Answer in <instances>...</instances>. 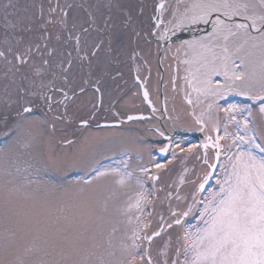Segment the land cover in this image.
<instances>
[{"label": "rangeland", "instance_id": "374dc122", "mask_svg": "<svg viewBox=\"0 0 264 264\" xmlns=\"http://www.w3.org/2000/svg\"><path fill=\"white\" fill-rule=\"evenodd\" d=\"M71 1L79 6L77 9L83 11L79 13V23L74 22V14L77 15L74 8L70 9L67 16L59 11L60 7L55 13H48L54 7V1L49 3L48 0H37V5H43V10L36 8L41 12L22 8L24 11L14 13L16 16L8 13L10 9L6 2L2 3V7L0 4V37L9 30L15 36L19 35L22 47L20 52L31 48L35 59L32 66L28 65L29 61L23 65L16 61L10 62V54H13L9 51L11 41L5 43L7 38L2 39L0 51H4L6 55L0 57V65H4L0 69V137L8 136L9 140L0 146V186L11 182L20 189L15 206L39 212L37 218L20 222L17 217L3 210V192L0 191V264L24 255V248H31L34 238L38 247L25 256L31 264H39L41 260L47 264H74L81 260H86L87 264H118L121 245L131 243L129 237L133 230H138L141 236L158 231L168 210H177L178 214L188 211L189 207H193L194 196L199 192L198 187H181L175 192V187L163 186L178 165L186 167L187 172L176 175L175 185L179 184L180 178L185 174L187 177L189 173L193 174L194 169L199 170L200 162L188 152L193 149L194 141L190 144L188 139L175 140L181 143L180 146L188 147L186 156L175 153L180 147L178 146L172 151V159L163 163L158 154L161 149L160 136L147 128V124L151 127L153 122L133 120L137 126L129 134L117 129L112 130L111 136L105 132L108 137H104L103 131L107 130L94 131L93 126H89L81 135H76L82 126L77 120L78 115L75 120L71 119L70 107L66 109L62 123L53 120L58 114L56 115L53 107L49 110L47 103L40 97L45 93L48 95V80H52V85L49 86L62 84L66 61L58 58L60 51L57 49L53 55L58 59L51 56V61L48 62L53 67H47L44 59L50 57L46 54L52 43L53 46L62 43L60 32L66 25L73 35L76 34V29H88L81 37L82 44L86 41L91 42L92 46L97 43L101 45L96 61L74 58L71 66L74 73L78 64L90 72L89 76L94 72L101 76L106 74L105 80L108 75L112 79V74L116 71L131 70L128 81L131 80L133 87H128V95L117 102L118 116L129 112V115L148 113L135 77H139L146 86L145 79L150 75L147 87L151 88L146 87L150 93L148 99L156 102L154 104L157 106L159 89H162L166 101L173 95L166 108L173 107L171 112L186 122L192 119L187 113L190 110L187 101L195 98L203 113L201 117L214 122L219 120L224 153L213 184L209 185L210 188L195 209H191L189 215L181 220V225H176L174 220L181 219L182 216L166 220L165 225L172 223L173 226L154 238L150 244L149 252L154 264H165V261L167 264H185V255L190 256L191 253L186 252L184 237L187 235L189 240H194L198 230L205 227L202 220L206 216L201 214L209 202L210 194L219 191L218 181L222 182L226 174L231 172L232 160L229 157H234V154L241 151H252L257 158H264V153L256 147L264 146V113L260 112L264 101L250 98L261 91L264 83L261 79L264 75V50L258 47L261 53L259 55V52H255L256 47L244 43L242 34L231 36L227 30L214 33L211 22L191 23V17L200 14L196 5L209 0H66L65 3L70 5ZM162 2L163 7L157 14L158 3ZM213 2L220 3L223 0ZM229 2L248 5L247 9H239L241 15L235 16L241 18V21L224 19L225 23L232 26L233 31H236V24L250 22L244 16L258 17L264 14L261 0ZM218 14L222 15L214 13L211 20L214 21ZM15 20L20 23L18 30ZM190 30L197 32V35L177 40L166 48L162 56L164 71L160 72L156 64L160 49L157 40H161V35L166 39ZM249 31L253 36L260 35L251 29ZM240 35L243 37L239 38ZM70 42V46L74 48V40ZM143 43L146 46L144 51L141 50ZM225 47L228 48L227 54L224 52ZM237 48H240L239 52ZM143 52L142 56L146 60L134 59L135 55ZM225 55L230 57V66L232 61L240 65L235 70L244 72L245 79L232 85L231 81H225L223 75H212L214 88L219 81L220 85L228 83L233 90L224 91L221 88L222 96L203 95L195 91L194 89L203 87L206 73L212 67L222 70ZM125 56L130 58L126 59ZM241 59L244 64H241ZM123 74L125 72L116 77L114 82H110L115 90L114 95L123 88ZM35 92L37 96L33 95ZM76 92L73 89V93ZM245 92L248 95L242 94ZM55 96L56 94L53 95V100ZM24 107H31L38 114H25ZM93 110L90 107L81 119H89ZM150 115L149 113L145 117ZM168 115L170 116L169 113ZM96 121L97 119L92 123ZM50 122L53 123L52 128ZM13 125L17 127L15 134L11 133ZM239 137H244L250 143L241 141ZM156 164L162 167L157 168ZM96 169H117L121 173H131V178L126 186L121 187L114 183L116 177L112 175L94 180ZM183 169L181 167L182 171ZM198 172L205 176L207 167L202 166ZM155 176L156 179L153 180ZM140 190L149 194L148 203L141 204L143 211L136 208L129 210L128 204L134 203ZM26 196H34L35 199H25ZM10 232H14L15 237L9 248L4 243V237ZM65 237L70 240L80 239L83 243L78 249L67 251ZM145 241L140 239L136 242L141 251L146 248Z\"/></svg>", "mask_w": 264, "mask_h": 264}, {"label": "snow or ice", "instance_id": "6c2138e0", "mask_svg": "<svg viewBox=\"0 0 264 264\" xmlns=\"http://www.w3.org/2000/svg\"><path fill=\"white\" fill-rule=\"evenodd\" d=\"M261 4L264 5V0H261ZM161 8L163 5L160 6ZM200 9V14L191 17V23L202 22L204 24L212 23V28L214 33L223 32L227 30L228 35L235 36L238 34H243L244 43L253 41V47L257 46L264 50V14L260 16H244L245 20L250 21L249 23H239L235 25L236 31L232 30L230 24L225 23L224 19H221L220 15L215 17L212 21L211 17L214 13H222V15L231 20L233 17L241 15L239 9L243 7L247 9L248 5H236L229 2V0H223V2L217 3L213 0L204 4L196 5ZM67 16V13H64ZM51 22V21H50ZM62 23H66L62 21ZM255 31L260 33L259 37L253 36L249 31ZM82 33H87V28L81 29ZM59 39V37H57ZM68 39L74 40L75 50L79 58L83 60H89L90 57L97 55L100 49V44H94L90 50H85L84 45L86 41L82 44L81 34L73 35L71 32L68 35ZM160 39H165L164 35L160 36ZM227 39V37H225ZM243 45H241L242 47ZM39 47V46H37ZM11 51V49H9ZM240 48H237V52ZM224 52L228 53V48H224ZM81 53H83L81 55ZM31 54V48L26 49L23 52L16 51L13 53L16 60L20 62L21 65L28 63V58ZM6 53L0 51V57H4ZM51 55V52L49 53ZM230 57L225 55L223 68L217 69L212 67L208 73H206V78L204 79L203 87L196 88L195 91L203 95L212 96H222L224 91H232L233 88L228 83L220 85L217 81V87H213V81L211 79L212 75H223L225 81H231L232 85L236 81H242L245 79L244 72H237L235 69L240 67L236 65L235 61H232L231 66L228 63ZM187 63V61H185ZM45 64L48 61H44ZM241 64H244V60L241 59ZM72 66V62L69 60L67 63V68L64 69L67 72ZM139 79V77H137ZM262 81H264V75H262ZM67 83V76L64 77ZM87 83V81H85ZM99 83V81H97ZM63 94V100L59 103H64V101L70 99L67 92L60 89ZM83 92L85 89L80 88ZM99 92V87L96 88ZM243 95H248L247 92L242 93ZM36 95V93H33ZM143 97L148 100V91L145 89L143 92ZM41 99H43L49 110L52 108V97L42 94ZM254 100L264 101V83H262L261 91L250 97ZM149 103H151L149 101ZM188 103H192L191 99ZM211 107V106H210ZM31 107H24L23 112L31 113ZM155 111V109H153ZM227 111V109H225ZM260 112L264 113V104L260 107ZM143 117H133L129 116V120L142 119ZM87 123V121H84ZM162 136L163 133H160ZM223 139L221 136H217L215 140L212 137H207L210 142L203 145L204 149H208L211 146L213 149L220 148V141ZM241 141L245 143H250V141H245L244 137H239ZM261 153H264V146L256 145ZM167 147L162 148L161 152H167ZM217 158H219L220 153H216ZM232 160L231 172L226 174L222 182L218 181L219 191L213 192L208 198L209 202L205 206L204 213L202 216H206L202 220L205 225L203 229L198 230L196 238L194 240H189V237L185 235V249L186 252H190L191 255H185V264H264V158H257L252 151H241L238 154H234V157H229ZM204 163L208 164L206 158ZM157 168L162 167L160 164H156ZM210 168L215 167V165H209ZM94 180H100L102 178L112 175L116 177L114 183L121 187L126 186L131 178V173H121L117 169H105L103 171L96 169ZM146 171V170H143ZM209 175L205 174L203 181L199 184L198 191H203L205 184L208 182ZM180 183H184L183 176L180 178ZM142 189V185H141ZM0 191L3 192L4 208L6 213H11L13 216L17 217L20 222L26 220L37 218L39 212L34 209H27L23 206H15L17 198L20 194V189L12 184L11 182L5 183L0 186ZM148 195L142 190L138 191L136 194V199L134 203L128 204V209L136 208L143 211L141 204L148 203ZM180 199L179 196L176 197ZM25 199H35L34 196ZM86 207V204L84 205ZM191 212V207L188 211L177 214L172 212L173 217L188 216ZM37 219V223H38ZM131 222V221H129ZM176 225H181L182 221L180 218L174 220ZM173 225L168 224L167 227L171 228ZM147 228L148 225H143ZM163 228L159 231L153 232L151 235L145 234L140 235L138 230H133L132 235L129 237L131 243H123L120 249V259L118 264H154L150 252L148 250L141 251L140 245L136 242L140 239H144L151 243L153 237L159 236ZM15 233L10 232L4 237V243L6 247H11L14 243ZM67 241V251H74L78 249L83 241L80 239L70 240L65 237ZM38 247L37 241L34 238L31 248H24V255H18L14 260L7 261L5 264H31L30 261L25 259V256L33 253ZM39 264H47L46 261L41 260ZM74 264H87L86 260H81L79 262H74ZM167 264V261H165ZM176 264V262H173Z\"/></svg>", "mask_w": 264, "mask_h": 264}, {"label": "flooded vegetation", "instance_id": "af4514ba", "mask_svg": "<svg viewBox=\"0 0 264 264\" xmlns=\"http://www.w3.org/2000/svg\"><path fill=\"white\" fill-rule=\"evenodd\" d=\"M52 1H54V7L49 9L47 12L48 13H55L57 11V8L60 7V12L64 15V13H69L71 8L75 9V17L74 22H81V17L79 16V13L83 11L77 9L79 6L77 4H71L69 5L68 3L66 4L65 1L66 0H48L49 3H51ZM76 1V0H73ZM80 1V0H79ZM76 1V2H79ZM6 2L7 6L9 7V11L8 13H18L20 11H24L22 8H24L27 11H32L35 12L37 9V7L39 9L42 8L43 5H37V0H0V4L2 7V3ZM37 10L38 12H41L43 10ZM47 10V9H44ZM15 15V14H14ZM16 16V15H15ZM17 19V18H16ZM11 24H13V22H10ZM14 23H16V27L17 30L20 29L19 26V21L15 20ZM49 22H45V24H48ZM43 24V23H42ZM1 26V25H0ZM12 26V25H11ZM65 26V25H64ZM15 28V27H14ZM41 28V27H40ZM42 28H44V26H42ZM66 29V30H65ZM79 29V28H78ZM75 30V29H74ZM73 30V31H74ZM76 34H81V37L83 36V33L81 32V29L79 30H75ZM61 40L62 43L59 44H55L53 46V43L49 46V52L46 54V56H50L49 58H45L44 61H51V56H53V59H58L61 57L62 61H66V64L64 66V69L67 68V63L70 60L71 62L74 60V58L76 60L79 59V56L77 55V52L75 50V45L74 48H72L70 39H68V35H69V31H68V26L66 25V28H64V30H61ZM2 35V34H1ZM6 36V37H3ZM3 36L0 37V43L2 42V39L5 40V43L8 41H11L10 43L11 45V51L10 53H15L16 51H20V49H22V47L20 46V36L17 35L15 36L11 30H9V32H5L3 33ZM159 45H160V41L157 40ZM162 41V39H161ZM91 42H86V45H84L85 50H90L91 49ZM145 44L143 43V47H142V51L145 50ZM10 49V48H9ZM57 49L58 51H60L59 53V57L57 58L56 56L53 55L54 50ZM115 50V49H114ZM51 52V55H49V53ZM9 53V54H10ZM83 53H81L82 55ZM98 52L97 55L94 57H90L89 59H93L96 61L95 58H97L98 56ZM144 54L141 53V55H135L134 59L136 60H140V58L146 60V58H144L142 55ZM126 59H129V56H125ZM132 59V57H131ZM81 60V59H80ZM9 61H16V63L20 62L18 60L15 59L13 54H10V58ZM29 64L28 65H33L34 64V57H32V53L30 54L29 58H28ZM82 61V60H81ZM47 67H53L52 65H46ZM4 68V65L2 63V65H0V69ZM176 68V67H175ZM46 69V68H45ZM47 70V69H46ZM84 71V73H83ZM47 72V71H46ZM115 72V71H114ZM125 72V75L123 74V78L121 79V85H123V88L117 92V94L114 95V89L112 88V86L110 85V82H114L116 79V77H120L122 75V73ZM146 72V71H145ZM73 69L70 68L67 72L64 71V75L67 76L68 81L67 83L64 80V77L62 79V84L60 85H54V86H49L52 85V80H48L49 83L46 85V88L48 91V95L53 97L54 94H56V96L54 97L53 103H52V109L54 110V112L56 113V115L58 114L60 117L58 118L54 116L53 120L62 123V119L65 118L64 117V113L66 111V109L68 107H70L72 109V116L71 119L75 120L77 115V120L78 122L81 124V129L76 133V135H81L82 132L86 129H88V127L93 126L94 131H100V130H107V131H103L104 133H108L111 136V132L112 130H123V132L125 134H129L131 131H133V129L137 126L132 121H128L127 117L129 115V113H124L121 116H118L117 111H116V107L119 103H117L119 100H121L122 98H125L128 95V87L132 88L133 85L131 83V80H129V78H131V70L130 69H125V70H119L116 71L115 73L112 74V79L109 77L111 75H108V78L105 80V75L103 74L102 76L96 72H94L93 74H91L89 76L88 71H85L84 68L82 69V67L80 66V64L77 65L75 73L73 74ZM83 73V74H82ZM149 74V71L147 70V75ZM149 79H150V75H148V77L145 79V84L146 87L148 86L149 83ZM47 81V80H46ZM47 81V82H48ZM85 81H87V83H85ZM97 81H99V83H97ZM136 81V80H135ZM136 85H139V83H136ZM160 85V84H159ZM83 87L85 89V91L81 92L80 88ZM99 87L100 91L97 92L96 88ZM126 88V89H125ZM148 89H150L151 87H147ZM60 89H63L64 92L68 93V96L70 97V99L64 101V103H59V101L63 100V94L60 91ZM73 89L76 90V94L73 93ZM154 91V90H152ZM160 91V89H159ZM93 92V93H91ZM174 92V90L172 91ZM36 93V92H35ZM59 93V94H58ZM58 94V95H57ZM37 96V95H36ZM77 97V98H76ZM58 99V100H57ZM95 99V100H94ZM169 100V99H168ZM192 103H188L189 104V113L191 114L190 116H192V119L190 122H184L181 118L179 117H175V116H169L168 115V111H167V117L164 114V112L162 111L161 108V101H160V94H159V106H157L156 102H152V109L149 108L147 105L146 108H148V113L147 114H151L150 117H147L144 120H141V122H153V124H151V127H149V125L147 124V128L148 130H151L152 132H154L155 134H157L158 136H160V142H161V148H163L165 145H168V151L166 152V155L162 156L160 154V159L164 158V160H162V162H166L172 159L171 155H172V151L174 149H176L178 146H180V144L178 142H176L175 140L180 139V140H185L188 139L190 144L194 141V145H193V149L192 150H188L189 155H192L193 157L196 158L197 161L200 162V167L199 170H201L202 166H206L207 167V172L210 170L209 165H214V163H216V167L215 170L213 172V174L210 177V180L205 184L204 190L202 192H204V194L206 193V191L208 190V188H210V184H213L214 180H215V176L217 175V172L220 170L221 168V164H222V157H223V149H224V143H223V139L220 141V148L219 149H213L211 146H209L208 149H204L203 145L205 143H209L210 142L207 140V137H212L213 140H215V138L217 136H221V127L219 126L218 122L219 120L217 119V121H213V120H209L207 118H200L201 116V110H200V106L198 104V101L196 100H191ZM95 102L97 103V106H95ZM188 102V101H187ZM54 103H57V105H54ZM92 104V106H90ZM94 104V106H93ZM90 107H92L93 110V115L90 116L89 119L85 120V119H81L83 113L85 111H89ZM56 108V109H55ZM58 109V112H57ZM102 109V110H101ZM153 109H155V111H153ZM165 109V107H164ZM163 109V110H164ZM43 112V111H41ZM40 112V114H41ZM141 113V112H140ZM27 114V113H25ZM28 114H34L37 115L38 112L37 111H32L31 113ZM44 114V112H43ZM52 119V118H50ZM97 119V121L95 123H92L93 120ZM70 119H68L69 121ZM84 121H87V123H84ZM70 122V121H69ZM68 122V123H69ZM50 128H52L53 123L50 122ZM88 125V126H87ZM153 128H156L158 131H161L164 133V136L160 135L159 133H157L156 131L152 130ZM17 131V127L16 125H13V129L11 131V133L15 134ZM181 132H191L194 135L197 136V138H199L202 143H198L196 141L195 138L193 137H186L184 135L181 134ZM10 133V134H11ZM104 134V137H108V134ZM9 134V135H10ZM12 136V135H11ZM10 136V137H11ZM8 136L5 137H0V146L1 144H4L6 141L8 142ZM222 137V136H221ZM186 148V149H184ZM188 147H184V146H180L176 149L178 155H183L186 153L185 151H187ZM159 151V150H158ZM200 155V159H198V154ZM219 152V158H217L216 153ZM205 154H206V158L208 160V164L204 163V159H205ZM169 160V161H170ZM165 165V164H163ZM181 167H183V171L181 170ZM198 169H194L192 171L193 174L189 173V176L186 177V174L183 176L184 179V183L181 184L179 182L178 185H175V178L176 175L181 174L182 172H187L186 171V167H184L183 165H178L174 172L169 176L168 180L166 182H164V187L166 188H176L175 192H178V190H180L181 187H189V188H193L198 187L199 184L202 182L203 176L204 175H200V172L197 171ZM203 173V172H202ZM156 179V178H155ZM199 188V187H198ZM204 194H202L204 196ZM194 200H193V207H191L192 210L195 209L196 206V199L198 198V194H196V196H194ZM172 212H176L178 214L177 210H168L167 214L165 215L164 220H168V219H174L175 217H173L171 215ZM179 216V215H178ZM180 217V216H179Z\"/></svg>", "mask_w": 264, "mask_h": 264}, {"label": "water", "instance_id": "95a60500", "mask_svg": "<svg viewBox=\"0 0 264 264\" xmlns=\"http://www.w3.org/2000/svg\"><path fill=\"white\" fill-rule=\"evenodd\" d=\"M161 5H163V3H159V4H158V6H157V10H158V11L161 9V7H160ZM234 19H238V18H234ZM188 35H191V36H192V35H197V32H193V33H191V34H187V36H188ZM170 41H171V40H169V39L167 40V42H170ZM164 46H165V44L163 43V44H162V48H161L160 53L163 51ZM162 98H163V97H162ZM130 116H133V117H143V118L145 117V116H143V115H141V114H139V115H130ZM133 120H134V119H133ZM128 121H131V120L128 119ZM164 153H165V152H161V150H160V154H161L162 156H164ZM184 218H185V217L182 216V219H184ZM182 219H181V220H182ZM166 228H167V227H166ZM166 228H165V229H166ZM165 229H163V231L161 232V234L164 232ZM161 234H160V235H161ZM156 237H157V236L153 237V239L156 238ZM150 244H151V243H149V241H147L146 250H148V251L150 250Z\"/></svg>", "mask_w": 264, "mask_h": 264}, {"label": "bare ground", "instance_id": "6f19581e", "mask_svg": "<svg viewBox=\"0 0 264 264\" xmlns=\"http://www.w3.org/2000/svg\"><path fill=\"white\" fill-rule=\"evenodd\" d=\"M246 23H248V22H246ZM243 35V34H242ZM242 35H240V37L239 38H242L243 36ZM249 44H251V45H253V41H249L248 43H246V45L248 46ZM259 47V45H258V43H257V46H256V48H255V52H259L258 54L259 55H261V53H260V49L258 48ZM247 48V47H246ZM245 48V49H246ZM132 101L130 100V103H131Z\"/></svg>", "mask_w": 264, "mask_h": 264}]
</instances>
